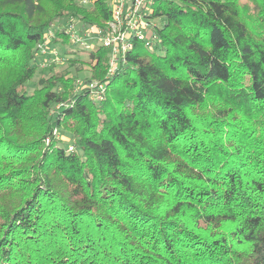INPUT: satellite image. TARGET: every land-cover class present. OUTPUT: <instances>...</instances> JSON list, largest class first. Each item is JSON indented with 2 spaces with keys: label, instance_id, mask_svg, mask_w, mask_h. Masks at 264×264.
I'll list each match as a JSON object with an SVG mask.
<instances>
[{
  "label": "trees",
  "instance_id": "16d2710c",
  "mask_svg": "<svg viewBox=\"0 0 264 264\" xmlns=\"http://www.w3.org/2000/svg\"><path fill=\"white\" fill-rule=\"evenodd\" d=\"M154 7V49L111 78L90 52L95 102L68 69L25 87L53 20L109 0H0V264H264V0Z\"/></svg>",
  "mask_w": 264,
  "mask_h": 264
},
{
  "label": "built area",
  "instance_id": "2783aa9c",
  "mask_svg": "<svg viewBox=\"0 0 264 264\" xmlns=\"http://www.w3.org/2000/svg\"><path fill=\"white\" fill-rule=\"evenodd\" d=\"M96 0H78L83 7L94 4ZM111 17L102 25L87 24L76 17H59L52 22L36 45V58L44 69L63 63L66 57L54 46L64 38L80 51L91 52L104 47L109 52L107 78L115 75L120 65L125 63L126 55L136 43L152 50L159 43L157 28L160 20L154 18L156 0H109ZM78 88L88 90L95 102L106 99L107 82L77 81ZM79 92V89L75 93ZM58 108V107H57ZM75 149L74 145L69 151Z\"/></svg>",
  "mask_w": 264,
  "mask_h": 264
},
{
  "label": "rangeland",
  "instance_id": "374dc122",
  "mask_svg": "<svg viewBox=\"0 0 264 264\" xmlns=\"http://www.w3.org/2000/svg\"><path fill=\"white\" fill-rule=\"evenodd\" d=\"M62 17V16H61ZM67 17V16H66ZM59 17H56L57 19ZM55 19L53 21H55ZM59 41H56L54 43V46L57 48V50L63 55V57H66L63 63H60L55 66H51L49 69H53V72H61L65 69L70 70L71 76H75L77 81H82L83 83L85 81H100L98 79L92 78V68L93 65H95V62L91 59L90 52L87 51H80L76 46H72L67 40H65L62 43H58ZM76 52L78 54H76ZM35 53H36V47H35ZM77 59L80 62L75 67H70L69 63L67 62L68 59ZM77 67H80L82 70L77 72ZM47 69V71L49 70ZM46 71L44 68L41 67V65L38 64V71L33 80L29 81L26 84L25 89L27 92L32 93L35 88L37 87V83L42 75V72ZM61 142L63 147L67 148L69 151L70 145H74V138L72 135H70L67 131L60 132ZM75 150V149H74ZM73 150V151H74ZM72 152V151H69Z\"/></svg>",
  "mask_w": 264,
  "mask_h": 264
}]
</instances>
